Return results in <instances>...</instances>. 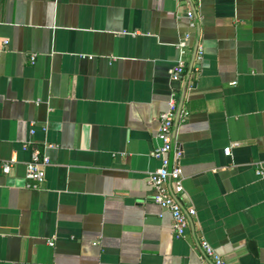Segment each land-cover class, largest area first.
Instances as JSON below:
<instances>
[{"label":"crops","instance_id":"obj_1","mask_svg":"<svg viewBox=\"0 0 264 264\" xmlns=\"http://www.w3.org/2000/svg\"><path fill=\"white\" fill-rule=\"evenodd\" d=\"M172 100L182 237L147 183ZM201 239L264 264V0H0V264H203Z\"/></svg>","mask_w":264,"mask_h":264},{"label":"built area","instance_id":"obj_2","mask_svg":"<svg viewBox=\"0 0 264 264\" xmlns=\"http://www.w3.org/2000/svg\"><path fill=\"white\" fill-rule=\"evenodd\" d=\"M187 16L189 19H193L194 13L189 10ZM181 46L184 47L185 44L181 43ZM199 54L202 55V52L200 51ZM34 60L35 56L32 57L31 61L33 62ZM185 68L186 63L181 60L171 71V78L173 80H181L185 73ZM178 115V106L175 100H172L169 103L168 110L162 112L160 115L157 138L161 144L154 152V156L161 161V167L149 174L147 183L155 192V203L171 212L176 235L177 237H182L189 227L191 219L196 216V210L193 207L185 209L178 197L184 191V177L181 165L182 152L175 150L173 138V131ZM183 115L186 119L188 113ZM33 132L34 130H32ZM224 152L226 155H229L231 150L227 148ZM12 163L1 164L4 173L9 174L11 172ZM49 164V157L41 156L38 151H34L32 160L26 165L27 180L43 183L46 177V167ZM199 245L205 257L203 264H224L223 258L207 240L201 239Z\"/></svg>","mask_w":264,"mask_h":264},{"label":"water","instance_id":"obj_3","mask_svg":"<svg viewBox=\"0 0 264 264\" xmlns=\"http://www.w3.org/2000/svg\"><path fill=\"white\" fill-rule=\"evenodd\" d=\"M180 113H181V111H179V115H180ZM179 115H178V118H179ZM178 118H177V119H178ZM176 122H177V121H176Z\"/></svg>","mask_w":264,"mask_h":264}]
</instances>
